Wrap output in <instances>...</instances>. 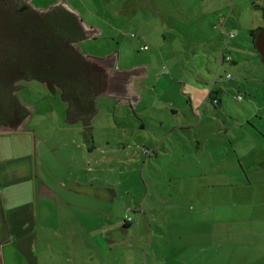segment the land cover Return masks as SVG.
<instances>
[{"label": "rangeland", "instance_id": "374dc122", "mask_svg": "<svg viewBox=\"0 0 264 264\" xmlns=\"http://www.w3.org/2000/svg\"><path fill=\"white\" fill-rule=\"evenodd\" d=\"M17 1L46 12L59 0ZM181 3L167 8L168 22L152 23L169 31L163 49L158 36H138L146 25L139 22L128 24L120 46L101 23L104 34L77 42L86 55L125 47L120 68L148 66L137 82L142 99L134 106L98 96L92 119L97 148L86 156V135L79 130L85 124L68 117L61 91L36 79L15 82L30 113L19 128L0 133V181L5 190L43 193L49 186L64 196L87 224L82 264L85 257L86 264H264V60L250 35L264 25V0ZM224 18L226 30L236 35L231 40L221 33ZM215 49H226L221 72L213 65ZM171 102L187 117L166 112ZM180 122L183 128L174 127ZM28 128L33 134L11 133ZM48 207L41 200L40 216ZM129 216L134 221L123 231ZM103 231L117 241L110 244Z\"/></svg>", "mask_w": 264, "mask_h": 264}, {"label": "crops", "instance_id": "0c3cea01", "mask_svg": "<svg viewBox=\"0 0 264 264\" xmlns=\"http://www.w3.org/2000/svg\"><path fill=\"white\" fill-rule=\"evenodd\" d=\"M25 1L27 2V0ZM184 1H192V5H194V0H85V2L80 0L79 5L74 6L71 0H59L54 4L66 5V7L78 16H81L82 25L88 33V36L84 40L97 38L104 34L105 28L103 26L100 27L99 23H101L110 27L109 38L111 37L120 46L121 43L118 38H121L122 34H129L128 24L139 22L146 24L144 30L140 31L137 29V31L142 32V34L131 32V36H137V34H139L138 36L140 38L150 41L158 36L161 40L159 48L163 49L162 47L164 41L167 40L169 31L166 28L162 29L154 24L168 22L169 12L167 8L173 7L178 2H182L180 4V6H182L184 5ZM80 8H82V10ZM84 12H86V17ZM225 20L226 18L221 20L223 27L221 33L224 35V38L231 40V38H234L236 35L226 30L224 26ZM134 45V43L128 44L127 49L129 50V48ZM146 45L148 46V44L144 46ZM123 46H126V44H123ZM124 48L125 47H117L111 53L104 56H87L98 59L107 66L110 80L106 90L100 95L112 96L116 98L121 105L134 106V104H137L142 99L143 95L137 87V82L142 76L148 74V66L145 64L126 66L123 68L118 67L117 64ZM219 52L221 53V57L219 56ZM213 53V65L216 66L218 64L219 68L221 67L219 72H221L227 60L226 49L222 51L215 49ZM229 55V61H234L230 53ZM198 90H200L199 87ZM219 102L220 99H218V103ZM187 104H193L191 95L187 97ZM171 106V108L168 106L165 107V111L169 114L178 113L182 114L183 117H187L188 111L185 113L184 110H181L173 102H171ZM190 107L193 110L194 107ZM65 116L67 118V112ZM202 119L204 120V117H202ZM181 126L183 128V122L178 123V125L174 127L177 128ZM139 127L145 129L146 124L141 122ZM176 128L175 130H177ZM94 129L95 124L92 122V127L90 128L92 137L89 138L85 136L84 138L86 147V150H83L82 153L84 156H86L87 150L92 151L97 148V139L93 136L94 132L92 133ZM18 130L19 129L13 132L9 131L17 134L26 133L27 135L33 134L34 131L32 128L22 131ZM79 130H83L85 134V126H82ZM3 132H7V129L0 128V133ZM163 144L164 143L161 142L160 146H163ZM79 146L83 148V143ZM108 156L109 155L106 154L107 158L110 157ZM103 157L101 158L103 159ZM86 180L88 182V179ZM78 183L79 181L76 179L75 184ZM91 183L89 185H94L93 177ZM3 187L4 183L0 181V188L4 190L0 192V264H42V258H46L48 264H82V261H78V259H81L83 255L87 254L86 247L82 248V229L88 231L87 224L80 218L79 212L69 208V206L67 207L69 202L65 203L63 201L66 200L64 196L49 186V191L47 189L43 193L35 190L30 193L18 190H5ZM96 193L97 192H95V194ZM95 194L85 193L87 196H93ZM97 195H99V193H97ZM101 196H103V193H101ZM114 199H117L116 196H114ZM41 200L49 206L46 209V217L40 216L39 209ZM60 200L66 205L63 209H60L58 206ZM48 209H50L51 212L50 210L48 212ZM128 220L130 221L126 222V220H124L127 225L123 223V231L127 230L134 221L131 217ZM259 220H261L260 217ZM72 223H76V226H72ZM212 231L213 230H211V232ZM109 235L110 233L105 231L101 233V237L105 236L109 238L110 244L117 241V235H114V233ZM95 237L98 238L97 236ZM84 239L87 241L86 233ZM41 243L43 247H40ZM231 256L233 257V254ZM231 256L229 257L232 258ZM84 259V264H86V257ZM224 259L226 260L225 257ZM262 260H264V255ZM132 262H134V259ZM251 262L258 263L260 260L255 259Z\"/></svg>", "mask_w": 264, "mask_h": 264}, {"label": "trees", "instance_id": "16d2710c", "mask_svg": "<svg viewBox=\"0 0 264 264\" xmlns=\"http://www.w3.org/2000/svg\"><path fill=\"white\" fill-rule=\"evenodd\" d=\"M263 26L250 30L253 42ZM87 36L79 16L64 5L44 12L29 3L0 0V128L16 129L28 116L29 109L15 93V82L36 79L52 91H61L69 105L68 117L83 120L86 136L92 137L96 100L110 75L106 65L77 46ZM210 98L218 100L212 93Z\"/></svg>", "mask_w": 264, "mask_h": 264}, {"label": "water", "instance_id": "95a60500", "mask_svg": "<svg viewBox=\"0 0 264 264\" xmlns=\"http://www.w3.org/2000/svg\"><path fill=\"white\" fill-rule=\"evenodd\" d=\"M263 18H264V11H263ZM254 45L260 56L264 58V26L256 33L254 38Z\"/></svg>", "mask_w": 264, "mask_h": 264}, {"label": "built area", "instance_id": "2783aa9c", "mask_svg": "<svg viewBox=\"0 0 264 264\" xmlns=\"http://www.w3.org/2000/svg\"><path fill=\"white\" fill-rule=\"evenodd\" d=\"M147 47H148V46H145V48H147ZM229 76H230V74H229ZM213 101H214V103H218V100H217V99H214ZM145 152L148 153L149 150H145Z\"/></svg>", "mask_w": 264, "mask_h": 264}]
</instances>
